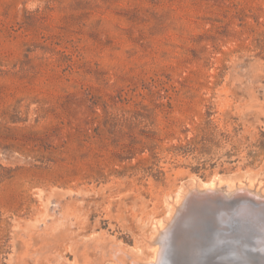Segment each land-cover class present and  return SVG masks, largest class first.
<instances>
[{"label":"rangeland","instance_id":"obj_1","mask_svg":"<svg viewBox=\"0 0 264 264\" xmlns=\"http://www.w3.org/2000/svg\"><path fill=\"white\" fill-rule=\"evenodd\" d=\"M217 179L264 192V0H0V264H160Z\"/></svg>","mask_w":264,"mask_h":264},{"label":"bare ground","instance_id":"obj_2","mask_svg":"<svg viewBox=\"0 0 264 264\" xmlns=\"http://www.w3.org/2000/svg\"><path fill=\"white\" fill-rule=\"evenodd\" d=\"M190 191L183 210L173 223L175 227L163 230L165 226L162 221L155 225V232L158 234L163 230V234L157 242L153 238L149 248L152 254L159 252L160 264L163 256L167 262H172L174 252L180 254L184 261L188 260L189 264H218L225 259L223 264H240V261L264 264V192L260 188L254 189L252 183L245 185L242 182L227 184L223 188L217 179L209 183L191 184ZM204 208H208L209 217L203 219ZM173 210L174 205L168 215L174 213ZM242 237L249 240L243 242L240 240ZM168 239L173 241V249L166 254ZM245 254L253 260L248 261ZM153 262L148 264H156L155 259Z\"/></svg>","mask_w":264,"mask_h":264},{"label":"water","instance_id":"obj_3","mask_svg":"<svg viewBox=\"0 0 264 264\" xmlns=\"http://www.w3.org/2000/svg\"><path fill=\"white\" fill-rule=\"evenodd\" d=\"M204 214H203V216H202V218L204 219L205 218V216H207V217H209V210H208V208H204V212H203ZM179 221V219L177 220V222ZM208 221H210V219L208 220ZM173 227H175V225L173 226ZM235 227V226H234ZM230 229L232 228V226L231 227H229ZM237 229V228H236ZM239 230V229H238ZM238 230H236V231H238ZM243 239H240V240H242L243 242H245L244 240L246 239V240H249V239H247V238H244V237H242ZM169 240V239H168ZM256 240V238L254 239V241ZM167 242H169V244H168V250H167V252H166V254H168V252H169V250H171V249H173V241L171 240H169V241H167ZM246 255V254H245ZM247 257H248V261H252L253 260V258L251 257V256H249V255H246ZM237 259V258H236ZM225 261H226V259H225ZM225 261H223L222 263H218V264H223ZM176 262H178L177 260H176ZM162 264H164V263H162ZM165 264H166V262H165ZM176 264H178V263H176ZM225 264H228L227 262L225 263ZM240 264H248V262H241L240 261Z\"/></svg>","mask_w":264,"mask_h":264}]
</instances>
